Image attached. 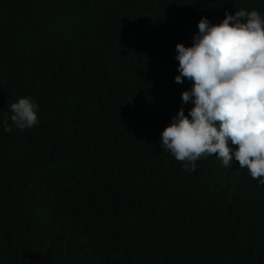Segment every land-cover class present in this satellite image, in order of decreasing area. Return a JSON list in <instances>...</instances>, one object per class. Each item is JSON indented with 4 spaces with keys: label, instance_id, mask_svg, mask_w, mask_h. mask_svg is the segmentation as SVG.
Instances as JSON below:
<instances>
[{
    "label": "trees",
    "instance_id": "obj_1",
    "mask_svg": "<svg viewBox=\"0 0 264 264\" xmlns=\"http://www.w3.org/2000/svg\"><path fill=\"white\" fill-rule=\"evenodd\" d=\"M87 1L72 24L68 0H0V120L37 102L43 53L58 84L37 126L0 125V264H264V185L216 154L183 171L160 146L194 107L175 82L199 31L184 24L264 0Z\"/></svg>",
    "mask_w": 264,
    "mask_h": 264
},
{
    "label": "clouds",
    "instance_id": "obj_2",
    "mask_svg": "<svg viewBox=\"0 0 264 264\" xmlns=\"http://www.w3.org/2000/svg\"><path fill=\"white\" fill-rule=\"evenodd\" d=\"M68 1L71 23L77 17L84 22L90 14L89 2ZM148 14L143 10L142 18ZM198 21L184 24L183 28L192 29L198 24L199 31L191 46L176 45L175 56L179 62L175 82L183 83L185 78L192 82L182 93V102L191 101L194 107L187 114L181 107L172 117L160 135V146L183 164V171H196L198 160L216 154L224 167L238 161L240 168L264 185V14L241 8L235 14L226 11L220 23L213 24L207 17ZM49 60L44 53L39 57L41 78L30 80L43 91L37 102L26 96L11 103L10 117L0 120L5 131L39 124V114L49 100L42 84L58 87L55 75L42 66ZM9 86L3 83L0 88ZM7 147L1 145L0 152Z\"/></svg>",
    "mask_w": 264,
    "mask_h": 264
}]
</instances>
